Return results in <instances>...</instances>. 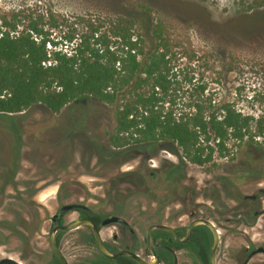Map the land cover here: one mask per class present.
<instances>
[{
	"label": "rangeland",
	"instance_id": "1",
	"mask_svg": "<svg viewBox=\"0 0 264 264\" xmlns=\"http://www.w3.org/2000/svg\"><path fill=\"white\" fill-rule=\"evenodd\" d=\"M262 8L264 0H0V18L19 13L27 24L25 15L40 16V26L44 24L56 40L74 29L82 32L81 25H73L78 16L100 19L104 30L111 21L126 17L135 22L133 31L142 38L149 27L161 23L172 45L169 56L182 98L204 86L205 95L227 97L240 110L264 118V33H251L264 30V11L233 20ZM117 107L92 99L74 103L63 115L43 104L18 114L0 113V201L35 200L42 219L30 258L22 259L4 245L0 258L14 257L22 264L51 259V217L59 205L80 197L101 214L124 216L142 241L143 255V236L150 224L187 223L185 199L220 231L216 264H237L240 248L264 245V214L244 216L242 210L226 206L234 205L231 199L237 194H257L253 210H264V147L231 141L229 153L217 154V160L204 166L188 162L174 143L115 148L109 137L115 131ZM225 209H230L229 222L223 217ZM77 216L73 212L68 219ZM104 231L107 240L114 231L132 242L121 224ZM61 247L70 264L96 251L81 244L79 229L63 236ZM179 256V264L189 263L186 255ZM248 264H264V253Z\"/></svg>",
	"mask_w": 264,
	"mask_h": 264
},
{
	"label": "trees",
	"instance_id": "2",
	"mask_svg": "<svg viewBox=\"0 0 264 264\" xmlns=\"http://www.w3.org/2000/svg\"><path fill=\"white\" fill-rule=\"evenodd\" d=\"M261 11L264 8L233 20ZM25 17L27 24L19 13L11 19L0 18V113L18 114L43 104L63 115L78 102L117 103L115 131L109 137L113 147L174 143L188 162L199 166L211 163L215 154L229 153L231 141L254 149L264 147L262 116L240 110L227 97L205 95L204 86L197 87L190 98L179 95L181 88L169 56L172 45L161 23L149 27L142 38L133 31L135 22L126 17L111 21L104 30L100 19L78 16L73 25H81L82 32L74 29L56 40L44 24L40 26V16ZM259 32L264 30L251 33ZM41 226L35 200L0 201V245L20 253L22 259L30 258ZM62 234H57L59 245ZM161 234L167 233L156 231L154 238ZM83 239L96 247L93 234H84ZM174 244L176 249L188 250V264H209L212 234L206 226L195 227L187 242ZM162 259L173 264L171 257L163 254ZM44 264L62 263L53 252ZM75 264L139 263L128 256L108 258L96 250Z\"/></svg>",
	"mask_w": 264,
	"mask_h": 264
},
{
	"label": "flooded vegetation",
	"instance_id": "3",
	"mask_svg": "<svg viewBox=\"0 0 264 264\" xmlns=\"http://www.w3.org/2000/svg\"><path fill=\"white\" fill-rule=\"evenodd\" d=\"M60 188H61V186H60ZM59 192H60V189H59L58 193ZM260 192L264 193V189H261ZM259 198L260 197L257 196V194L244 195L243 197H241V195L237 194L236 196H232V199H231V201L234 203V205L232 206L231 204H228L226 206H228V208L233 209L235 211H237L239 209L242 210L240 215L244 214V216L245 215L249 216L250 214H252L253 216H259V215L264 214V210H262V211L253 210V206H254L255 203H257ZM244 201L249 202V205L243 207L242 204H244L243 203ZM184 202L186 203V213H187L188 218H189L187 223H185L183 225H177L175 223L169 224V223H167L168 221H161V222H155V223L168 224V225L174 227L177 230L179 236L182 237V236H184L186 234L187 227L189 226L190 222L193 219H195V218H206V219H209V220L212 221V219L210 217H207V216L205 217L202 214H200V213H203V210H200L199 211L200 213H199L197 210L189 208L188 199H187V201L185 199ZM69 203L84 204V205L87 206V208H78V209H75V210H72V211H60L59 210L63 205L69 204ZM230 209H225L223 211L224 212L223 213V215H224L223 217H224V220L226 222L230 221ZM73 212H77L78 216L74 220H69L68 217L71 216V214ZM57 214H58V216H57L56 220H53V218H52L53 215H57ZM100 214L101 213H99L97 210H95L91 206L83 203L82 202V198L80 197L78 199V201L65 202V203L59 205V207L57 208L56 212L51 217V225H52V228H54L56 225L69 224V223L75 221L76 219L87 218V219H90L91 221H93L100 228V232H101L102 238L104 240L105 245L108 247V249H110L112 251H117V250H121V249H129L131 251H134V252L138 253L140 256L144 257L145 259H150L151 258V255H150L149 250H148L147 239H146L147 230L145 232V235L143 236V245L145 246L144 252L146 253V255H143V254L140 253L141 246H142V241L137 237L136 230L132 227L131 223L124 216L117 215V214H111V215L103 214L104 216H100ZM112 215L120 216L126 221V223L119 222V223H112V224H121L122 226H124L129 231V233L132 236V240H131L132 242L131 243H130V241L127 238H124V236L121 235L119 232H114V231L108 234V238H110V239L107 240V238L104 235V233H105L104 230H105V228H107L111 224H108V225H105V226H100V223H101V221L104 218H106L107 216H112ZM218 215H219L218 216L219 217V222L222 224V205L220 207V210L218 211ZM177 219H182V217H178ZM61 220H63L62 223H61ZM212 222L214 223V221H212ZM199 226H201V225H199ZM215 226H216V224H215ZM52 228H51V230H52ZM78 229H79V239H80L81 244H83L85 246H89L84 241L83 236H84V234H87V235H92L93 234L94 235L93 226L90 225V224H83V225H80L79 227H77L75 229H72V230H67V231L60 230V231L63 232V234L61 236L60 245H59L61 249H62L61 244H62L63 236H65L70 231H75V230H78ZM51 230H50V232H51ZM60 231H58V233ZM156 231H162V230H156ZM156 231H154V232H156ZM193 231H194V229H193ZM50 232H49V234H50ZM163 232H166V231H163ZM166 233L167 234H161L157 239L154 238V248H155L156 252L158 253V255L161 258V262H162L161 264H165L163 259H162V255L163 254L166 255L168 258L171 257L173 259V264H179V257H180L179 255H183V256L186 255L189 258V262H191V257L188 254V250H186L184 248L176 249L174 242H179V241L171 233H169V232H166ZM192 234H193V232H192ZM192 234H191V236H192ZM219 234H220V231H219ZM191 236H190V238H191ZM94 238H95V236H94ZM56 239H57V235H56ZM220 239H221V237H220ZM212 241H213V237H212ZM95 242H96V240H95ZM180 243H185V242H180ZM219 244H220V241H219ZM261 247L264 248V245H259V246L255 247V248H251L250 246H245V247L240 248L237 256H235L237 264H248L256 255H258L260 253H264V252H259V253H256V254L252 255L251 257H249V255L251 254V252L253 250H256V249L261 248ZM93 248L98 250L97 244H96V247H93ZM218 248H219V246H218ZM217 252H218V249H217ZM217 252H216V259H217ZM121 256H126V255H121ZM145 256H147V257H145Z\"/></svg>",
	"mask_w": 264,
	"mask_h": 264
},
{
	"label": "water",
	"instance_id": "4",
	"mask_svg": "<svg viewBox=\"0 0 264 264\" xmlns=\"http://www.w3.org/2000/svg\"><path fill=\"white\" fill-rule=\"evenodd\" d=\"M78 208H87V206L84 204H79V203H69V204L63 205L59 210L60 211H72V210H75ZM57 216H58V214L53 215V217H52L53 220H56ZM119 222L126 223V221L120 216H117V215L107 216L106 218H104L101 221L100 226H105L108 224L119 223ZM83 224H90L93 226L96 244H97L99 252L102 255H104L108 258H112V259L116 258L118 256H121V255H126V256H129L130 258H132L133 260H135L139 264H161L162 263L160 256L158 255V253L156 252V250L154 248V235H153L154 231L162 230V231L169 232L179 242H186L190 238V236L193 232V229L196 226L204 225L211 231L212 237H213L212 246H211V250H210L209 264H216V252H217V249L219 246L220 234H219V230L215 226V224L211 220L206 219V218H195V219H193L190 222L189 226L187 227L186 234L182 237L179 236L177 230L174 227H172L168 224L152 223L148 227L147 232H146L148 250H149V253L151 255L150 259H145L144 257L140 256L138 253L131 251L129 249H121V250H117V251H112V250L108 249V247L105 245L104 240L102 238L100 228L90 219L80 218V219H76L75 221H73L69 224L56 225L54 228H52V230L49 234V242H50V245H51L54 253L59 258V260L61 261L62 264H70V262L68 261L67 257L65 256V254L63 253L62 249L60 248V246L57 242L56 235H57L58 231H60V230H63V231L72 230V229H75V228H77ZM259 252H264V248L261 247V248H258L256 250H253L251 252V254L249 255V257H251L252 255L259 253ZM0 264H22V263L14 257L7 256V257L0 258Z\"/></svg>",
	"mask_w": 264,
	"mask_h": 264
},
{
	"label": "built area",
	"instance_id": "5",
	"mask_svg": "<svg viewBox=\"0 0 264 264\" xmlns=\"http://www.w3.org/2000/svg\"><path fill=\"white\" fill-rule=\"evenodd\" d=\"M217 157H218L217 154H215V156H214V160H217Z\"/></svg>",
	"mask_w": 264,
	"mask_h": 264
}]
</instances>
